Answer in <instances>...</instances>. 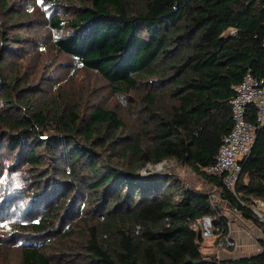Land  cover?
<instances>
[{
  "label": "trees",
  "instance_id": "obj_1",
  "mask_svg": "<svg viewBox=\"0 0 264 264\" xmlns=\"http://www.w3.org/2000/svg\"><path fill=\"white\" fill-rule=\"evenodd\" d=\"M18 2L0 0V182L40 212L19 224L36 239L18 246L20 264H264V222L252 209L264 201V124L253 105L255 142L236 189L206 171L233 128L237 86L249 70L264 77V0H26L36 12L52 5L49 25L69 29L54 48L124 97L128 115L91 85L33 91L43 62L25 75L28 58H12L24 38L8 28L32 17ZM165 160L199 174L224 204L174 171L142 174ZM226 211L261 231L262 250H204L193 222L212 218L217 248L230 233Z\"/></svg>",
  "mask_w": 264,
  "mask_h": 264
},
{
  "label": "rangeland",
  "instance_id": "obj_2",
  "mask_svg": "<svg viewBox=\"0 0 264 264\" xmlns=\"http://www.w3.org/2000/svg\"><path fill=\"white\" fill-rule=\"evenodd\" d=\"M13 1H19L18 4H20L22 10L28 9L32 17L25 15L24 20L21 21L22 25L18 23L8 28L10 34L20 33L24 38L22 43L14 44L15 53L12 54V58L15 61L28 58L27 64L23 66L25 67V75L35 70L38 61L43 62V67L40 66L39 77L31 82V88L34 87L33 91L40 92L38 95L41 93L48 95L50 90L53 92L63 85H65L64 92H71L82 85H91L88 90L94 89L97 101L100 100L107 106H115L121 113L128 115L124 97L114 95L110 88H108L105 80L90 71L81 70V68L74 65L75 61L70 56L64 55L54 48L52 39L61 34L68 33L69 29L63 28L62 30H57L49 25L48 19L54 12L50 3L40 2L39 10L36 12L26 0ZM7 23V16L2 14L0 27H3ZM19 28H23V30ZM37 51L44 52L41 60L35 56ZM27 54H30V57ZM72 76H75V78H72ZM39 86H42L43 89ZM165 171L176 172L182 180L181 182L188 187L203 191L212 190L214 193L213 197H219L218 190L207 183L203 177L192 171L188 166L178 164L174 160L165 161L161 165L147 164L141 169L142 174L145 176L156 174L157 172L163 173ZM8 182H0V264H20V255L17 251L18 246L23 243L35 242L36 239H33V236L20 234L19 224L30 220L29 218L38 216L40 212L29 211L28 207L31 205V198L25 199L20 194V191L15 188H10ZM217 200L222 205L224 204L220 197ZM32 210H35V208ZM231 216L234 219L242 221L237 216ZM237 220L236 223L239 225ZM252 234L255 237L258 236L255 232H252ZM214 240L215 238L207 239L203 244L206 252H215L220 257H227L229 251H234L232 249L227 253H222L223 251L220 253V250L223 248L219 246L216 248Z\"/></svg>",
  "mask_w": 264,
  "mask_h": 264
},
{
  "label": "built area",
  "instance_id": "obj_3",
  "mask_svg": "<svg viewBox=\"0 0 264 264\" xmlns=\"http://www.w3.org/2000/svg\"><path fill=\"white\" fill-rule=\"evenodd\" d=\"M236 90L235 96L231 99L233 128L223 137L215 161L206 167L208 173L223 176L225 186L231 190L236 189L242 171V161L248 156L255 142L257 126L247 118L250 105L256 109L257 123L264 124V77L255 76L249 70ZM165 161L158 164L161 165ZM252 209L264 222V201L257 200ZM192 226L195 229L199 228L206 240L216 238L219 230L210 216L199 218ZM235 245V240L230 234L220 238L217 243V246L223 249Z\"/></svg>",
  "mask_w": 264,
  "mask_h": 264
},
{
  "label": "crops",
  "instance_id": "obj_4",
  "mask_svg": "<svg viewBox=\"0 0 264 264\" xmlns=\"http://www.w3.org/2000/svg\"><path fill=\"white\" fill-rule=\"evenodd\" d=\"M233 32H234V29H231L229 31V33H233ZM226 214L230 216L231 218L229 222V226H230L229 234L232 236V238H234L236 245L235 247L232 246L234 248V252H228L229 247H226L224 249H221L220 253L221 251H223L222 253L228 252L227 256H232L231 254L250 255V254H254L262 250L263 246L260 241V236H262L261 231L257 227H255L253 224H251V222L245 221L239 216L237 217L241 218L242 221L234 219L231 216L232 213L230 211L226 212ZM236 220L238 221L239 225H237ZM252 232L253 233L255 232V234H258V236L256 237L253 236L254 234H252Z\"/></svg>",
  "mask_w": 264,
  "mask_h": 264
}]
</instances>
